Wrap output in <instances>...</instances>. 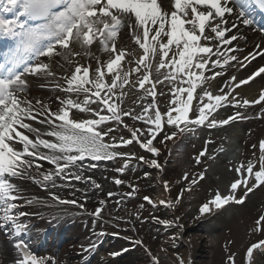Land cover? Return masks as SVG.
<instances>
[{"label":"snow or ice","instance_id":"snow-or-ice-1","mask_svg":"<svg viewBox=\"0 0 264 264\" xmlns=\"http://www.w3.org/2000/svg\"><path fill=\"white\" fill-rule=\"evenodd\" d=\"M255 11L264 13V0H0V37L13 41L0 52V229L6 228L13 237L17 253L14 264H57L50 258L34 254L29 242L23 238L31 233L34 226L23 219L28 213L20 210L18 201L25 198L17 180H33L46 190L49 184L52 188L58 187L54 178L83 180L82 162L85 159L121 158L124 164L116 171L123 174L129 170V161L135 156L122 149L135 142L158 157L161 150L153 142L165 126L172 131L164 135L161 144L185 131H194L193 126L216 128L228 125L230 121L245 119L241 109L254 105H261L260 112L264 113V104L261 103L264 102V89L260 90L258 98L252 99H237L240 94L236 91L264 74V66L244 79L237 80L235 75H231L217 94L203 87L224 76L227 68L232 67L231 61L244 67V62L250 58L264 55V46L259 44L255 47L260 51L244 56L242 61L230 54L239 51V41L246 39L240 32L241 25L264 33V24H257L253 15ZM125 29L126 32L122 33ZM123 35L142 50L138 58L136 48L129 51L118 46L117 40ZM94 45L108 55L107 60L92 56ZM73 46H78L80 51H75ZM81 51L90 61L94 59L96 66L76 64L71 74L63 78V83L55 84L54 87L65 94L56 97L59 104L55 109L39 99L33 102L30 78L55 76L50 63L45 60L62 56L71 65ZM126 57L130 58L129 63L134 61L135 67L126 70L122 66L121 62ZM134 73L142 74L131 79ZM165 82L171 85V98L166 110L162 111L157 106L156 88ZM133 89L143 90L139 101H147L151 97V102L144 103L139 112L121 107ZM160 95L165 96L166 93ZM81 96L82 100L79 99ZM225 105H231L236 111L226 118L217 119V110ZM77 113L89 115L77 119ZM124 117L140 121L144 127L129 126ZM32 121L43 127L34 126ZM113 122L117 126L123 125L130 136L117 137ZM252 148H257V145L253 144ZM206 151L207 147L195 157L197 165ZM252 155L255 156V152ZM138 159L145 158L141 156ZM36 161H47L52 167L42 171L43 166ZM145 162L162 170L161 163L155 158ZM256 165V160L249 159L246 164L241 162L234 166L238 178L230 183L229 192L222 194L216 191L199 206L194 219L215 214L230 203L242 205L250 193L264 185V140L259 141L258 170H254ZM203 178V172L198 177L194 176L175 201L155 200L150 196L143 199L153 207L174 208L184 192H191L197 179ZM87 179L95 188L101 187L91 177ZM184 179L189 180L187 173ZM114 183L120 185L124 181L116 178ZM129 187L132 191L124 195L131 197L138 189L131 184ZM164 188L167 191L166 181ZM48 195L57 205L70 204L84 209V204L76 199H64L52 191ZM107 195L111 197L114 193ZM25 202L31 205L42 201L33 197ZM99 203L100 207L90 213L96 218L102 216L105 201ZM153 219L165 227H183L179 217L173 220ZM59 220V215H53L50 223ZM255 224V231L264 229V214ZM254 250L264 253V239L247 248L249 264ZM145 251L151 264H159L156 256L147 249ZM234 255L228 257L231 264H234ZM177 261L178 264H186L183 258L177 257Z\"/></svg>","mask_w":264,"mask_h":264},{"label":"rangeland","instance_id":"rangeland-1","mask_svg":"<svg viewBox=\"0 0 264 264\" xmlns=\"http://www.w3.org/2000/svg\"><path fill=\"white\" fill-rule=\"evenodd\" d=\"M126 32L125 30H122V33ZM118 42L122 44V46L125 49H128L131 51L133 48H136L138 50V47H136L132 41L129 39L127 35H123L121 38H118ZM75 51L78 50L77 46L74 48ZM102 56L103 58L105 56H108L107 54L101 53L99 50V47L97 51L93 52V57L95 56ZM51 63V68L53 72L55 73L54 77L51 78H30L31 83H39V82H53V81H59L60 77L62 79L69 74V71L71 70L74 62L70 65L68 64L64 57L60 56V64L58 63L57 65H54V63ZM171 85H167V82H165V85H162L163 91L164 90H169ZM127 91V89H126ZM135 90L133 89L128 93V95L124 98V108L125 110H135L136 112H139L142 107V102L139 101V95L134 92ZM41 96L42 98L46 97L47 99H50L53 101L54 105L57 107L59 104V101L56 100L57 96H62L57 92H49V91H43L39 90L38 94H36L34 97ZM164 104H167V98L164 97L162 99ZM89 114H86V116ZM83 116V115H80ZM126 122H128L131 126H140L144 127L142 122L139 121H133L131 120L130 117H127ZM139 122V123H137ZM251 128L247 130V133L245 134L244 141L242 140L241 143L243 148L240 151V155H242L245 160L248 159H256L257 158V152L256 148L253 149L252 145L255 144V139L258 135L261 136V134L264 131V126L263 123L261 122H254L251 124ZM255 128V129H254ZM118 132V130H116ZM114 132L115 135L117 133ZM122 131L120 130L118 135L120 136ZM207 136V135H206ZM214 136L217 137H222L223 134H216ZM224 137V136H223ZM222 137V138H223ZM47 139H51L49 137H44ZM164 136L159 137V142L162 141ZM200 144L202 145V139L199 140ZM186 148V154L183 160L177 164V162H167L166 163V171L164 173L165 179H168L171 185V190L173 193V196L177 197L181 191L182 188L189 183V180H191L196 174H198L200 171H203V166H195L192 162V159L190 158V153L196 154V151L191 150L192 145L189 144V140H184V143ZM216 146V143L214 144V147ZM212 147V146H211ZM127 152H130L137 157H140L141 155L138 154L139 152L135 150H129ZM253 152H255V156H253ZM213 153V152H212ZM237 152L235 150H231L230 154L228 157L231 158V156H237ZM230 158L226 157V160H229ZM237 158V157H236ZM120 162H118L117 165L111 164V165H102L100 168L93 169L83 166V183H75L73 181L68 182L67 184H63L60 182H56L58 185L57 188H52L51 185L49 184L48 191H52L57 193L60 196H67L70 197L71 199H76L79 203H82L80 198L83 196H86L88 198L87 203H82L84 204L87 208L94 209L96 208V200L98 198V193L100 192L99 189L95 188L92 184L91 181L88 180V177H91V180H95L96 183H101V186L105 191L103 192L102 196L108 198V193L111 192L109 189V185H111L109 181V177H116L119 176L117 175L116 172V167H120ZM134 163L137 162V160L133 161ZM136 164V163H135ZM229 166V168H228ZM228 166L224 163L221 162V164L211 165V169L209 170L210 176H208L206 179H204L202 182L199 183V188L202 190L203 196L202 198L205 200L206 198H210L214 191L216 189H222V188H227V185L229 181H231L233 178V172L231 168V163L229 162ZM196 172V173H195ZM187 173L190 177L188 181H182L183 177ZM222 173L227 174V178L224 179L222 177ZM121 176V175H120ZM126 181H130L133 184H137L139 188L141 189L140 194L146 195L150 194L152 192L149 191L148 187L149 184L144 178V172L140 170V167L138 164H136V168H131L129 169L124 177ZM126 192H129V189L127 186L124 187ZM102 192V191H101ZM121 194V191L120 193ZM45 197L42 195L39 196V200L43 202ZM119 196L113 195L112 197H109V204L108 206L104 209L105 210V218L110 219L111 221H115L120 219H123L122 222L125 224H129L130 221H135L138 222L141 226L140 231H142V234L146 238L147 242L152 246L156 247L159 244V241L162 240L163 236L165 235V228L164 229H151V226L148 225L147 223L140 221L143 220V217L149 218L151 216H155L156 213H150L145 206L143 208L140 207L142 204L139 200L132 201V200H127V198H123L119 203H117V199ZM157 198V197H156ZM46 201H49L48 199ZM42 202L40 203H35L34 205H31L32 210H39L41 212H48L49 210L53 209L55 205H43ZM121 203V204H120ZM182 207V205H180ZM180 216L185 215L183 213V208L180 209ZM158 213V212H157ZM230 219L225 220L224 216H221L219 219V242L212 248L213 255L209 259L210 264H231L229 262L228 257L232 254L234 255V264H245L244 262V251L247 249V247L256 239H258V235L252 231V228L255 226V219L261 215L264 214V185L261 186L251 197L250 201H248L246 204L233 208L229 212ZM62 214L66 216V219L64 221H69L70 226H69V231H68V236L70 241H74V243L69 244V248L65 246L63 250L60 251L61 257L63 261L69 260V256L75 252V238L74 235H76L75 232L78 233V230L80 228V231H83V226L82 224L80 225L77 218V216L80 215V212H78L77 209L72 208L71 209H62ZM82 221L84 220V217H81ZM101 229L104 228L102 224H100ZM136 227V225L134 224ZM137 228V227H136ZM139 231V232H140ZM161 234H163L161 238ZM262 234L264 235V229L262 231ZM88 241L81 243L82 245L86 244ZM166 246L169 249H172V251H177V255L180 258H183V254L180 250H178L179 246L176 247V245L173 244L172 240H165ZM209 244L208 242H205V245ZM248 244V245H247ZM247 245V246H246ZM6 246V245H5ZM246 246V247H245ZM7 249H10V246H6ZM245 247V248H244ZM209 249V248H207ZM206 253V252H205ZM204 253V254H205ZM4 255V253H3ZM133 259L131 256H127L125 258H121L116 261H104L103 263L101 261L98 262V264H135L132 262ZM203 258L198 260V264H203ZM4 264H8L7 260L5 259ZM85 264V263H83ZM96 264V263H95ZM255 264H264V257L263 259L257 260Z\"/></svg>","mask_w":264,"mask_h":264},{"label":"bare ground","instance_id":"bare-ground-1","mask_svg":"<svg viewBox=\"0 0 264 264\" xmlns=\"http://www.w3.org/2000/svg\"><path fill=\"white\" fill-rule=\"evenodd\" d=\"M242 44L246 45V42H242ZM262 81H261L262 85H260V86L251 85V86L244 87L243 89H241L242 93L253 94V96L258 94L260 88L264 86V80H262ZM32 123L36 125L35 121H32ZM229 136L231 137V139H233V141L236 140V138L238 136V131L237 130L230 131L229 132ZM174 143H176V141L166 142L164 144V148H166L168 150L170 147H172L174 145ZM167 161H168V159L165 158V162H167ZM149 171H151V170H149ZM155 171H157L158 173H161L162 170L161 169H155ZM149 173L150 172H148L146 174L148 175ZM222 177L224 179H226L227 178V174L226 173H222ZM28 181H29V179H27L25 182L29 184ZM148 184H149L148 189H149L150 192H152V190L155 191L156 190L155 188H158L159 190H157V192L160 193V190H161L163 195H165L163 190H162V185L161 184H159V185H161V188L157 187V185L156 186L154 185L155 184V178H154V176L152 174L150 175ZM35 185H37L36 182H35ZM20 186L22 187L23 192L33 191L35 189L34 187L27 186L25 183H22ZM39 193L43 194L44 191H39ZM192 195H194V196L190 199V203H191V206L195 207L196 206V201L198 199V194L194 191ZM164 198H165V196H164ZM160 199H162V198H160ZM187 227H189V226H187ZM196 229L199 231V228H196ZM195 232H196V230H192V228H187V230H186L187 234L183 235L184 237L181 240H182V243L184 244L183 246H186V245L190 246L191 245V248H193L192 249L193 256L195 255L196 257H200L201 253H202V246H201L200 242H201L202 238H204V237L201 236L200 233H197V232L195 233ZM212 237H210V238H212ZM215 241H216V238L213 237L211 239V243H213ZM110 246L113 247V245H110ZM187 248H188L187 246L184 248V255H185L186 258H187V255H186ZM159 252L163 255V257H168L173 264H178L176 258L170 253L167 254V250L164 247H160L159 248ZM74 256H75L74 258H76V255H74Z\"/></svg>","mask_w":264,"mask_h":264}]
</instances>
